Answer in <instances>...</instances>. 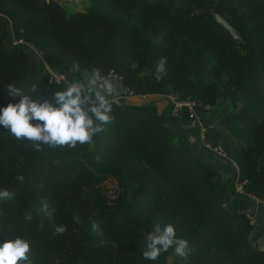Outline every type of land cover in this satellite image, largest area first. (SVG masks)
I'll return each mask as SVG.
<instances>
[{"label": "trees", "instance_id": "16d2710c", "mask_svg": "<svg viewBox=\"0 0 264 264\" xmlns=\"http://www.w3.org/2000/svg\"><path fill=\"white\" fill-rule=\"evenodd\" d=\"M87 1L85 11L68 13L54 0H0V15L38 54L21 46L8 51L0 35V109L20 101L7 93L8 84L58 107L54 93L66 85L51 81L49 70L32 74L26 52L70 77L74 64L83 72L104 63L103 74L112 70L127 92L142 90L146 79L159 95L208 104L200 113L210 126L205 139L220 141L264 201V0ZM162 57L166 74L156 72ZM112 103L113 122L75 149L42 145L37 152L0 125V189L16 193L0 201V245L15 236L29 240L34 264H263L251 237L255 227L223 204L218 158L202 145L203 157L181 144L152 102ZM229 166L230 193L251 204L234 194L236 171ZM45 202L55 210L51 221L41 210ZM54 224L66 226L65 233L54 235ZM156 224H172L189 242L186 261L173 249L156 261L143 258Z\"/></svg>", "mask_w": 264, "mask_h": 264}, {"label": "clouds", "instance_id": "9594fccd", "mask_svg": "<svg viewBox=\"0 0 264 264\" xmlns=\"http://www.w3.org/2000/svg\"><path fill=\"white\" fill-rule=\"evenodd\" d=\"M166 66L167 59L162 57L157 62L156 72L166 74ZM70 71L72 78L66 80L65 89L54 93L58 107L47 100L41 103L37 98L24 94L14 84H8L7 93L20 97L18 104H9L0 109V125L9 130L12 138L31 142L37 152L43 151L42 145L75 149L78 144H92L94 137L102 134L106 126L113 122L111 96L118 91V86L111 75L102 74L98 68L81 72L79 64H74ZM77 73L80 75L77 76ZM31 91L35 92V86ZM31 121L42 123L33 125ZM17 180L23 182L24 176H17ZM15 196L13 191L0 189V201H11ZM41 210L51 221L55 210L50 209L46 202ZM24 219L31 221L33 216L26 212ZM73 219L79 223V217L74 216ZM53 228L54 235H62L66 231L63 224H54ZM91 228L93 232H100L98 223H92ZM143 245V258L149 261L158 260L169 249H173L175 255L185 261L190 254L189 242L177 237L172 224L163 227L156 224L147 234ZM31 253L29 240L21 236L6 239L0 245V264H34Z\"/></svg>", "mask_w": 264, "mask_h": 264}, {"label": "crops", "instance_id": "0c3cea01", "mask_svg": "<svg viewBox=\"0 0 264 264\" xmlns=\"http://www.w3.org/2000/svg\"><path fill=\"white\" fill-rule=\"evenodd\" d=\"M3 24L0 23V28H2ZM26 59L29 62L32 61L31 58V53L26 52L25 53ZM33 62V61H32ZM34 66V62L32 63ZM45 69L46 72L49 70V68H47V66L45 64H43L40 60L37 61L36 63V68H33L32 70H43ZM156 95L152 101H155L153 108L155 110V112H157L158 114H160L162 116V119L165 123V125L167 126V128L170 131H175L178 136L180 137V142L181 144H185V145H191L192 147V151L194 153H197L200 156H204V150L201 147V144H199L198 142H196L195 137H196V120L193 118H190L188 115H186L184 112L178 113L176 115H174L170 108L168 109V100L169 98H167V96H163V95ZM222 102V100H218V105H220ZM128 103H132V104H143L144 101L138 98H132L129 100ZM215 115V114H214ZM213 114H211L209 116L208 119L211 120V118L214 117ZM218 117V116H216ZM220 118H222L223 116H219ZM223 119V118H222ZM213 132V130H212ZM214 133V132H213ZM214 136V135H213ZM218 141V143L220 142L219 140H215V142ZM215 163H217V165L219 167L216 168L217 171V175L220 179V186L221 189L224 191L223 192V204L226 208L231 209V210H238L241 212H245L250 210V202L237 197L235 195H233L232 193H230V190L228 188V181L229 178L231 177L232 171L230 168V164H228V162L223 161V160H216L214 161ZM232 167V166H231ZM227 187V188H226ZM255 222H256V226L252 232V238L255 240L253 241V243H255L259 236L261 235V232L264 229V209L262 210H257L256 214H255Z\"/></svg>", "mask_w": 264, "mask_h": 264}, {"label": "built area", "instance_id": "2783aa9c", "mask_svg": "<svg viewBox=\"0 0 264 264\" xmlns=\"http://www.w3.org/2000/svg\"><path fill=\"white\" fill-rule=\"evenodd\" d=\"M1 16V15H0ZM3 17V16H1ZM23 44L22 39H14L11 43L12 47L20 46ZM35 54L37 52L33 51ZM38 56V54H37ZM48 68V67H47ZM111 75V78L118 77L116 76L112 70H109L107 75ZM49 77L51 81L60 82L63 81L65 78L64 72L59 71H52L49 69ZM120 78V77H119ZM129 96L132 97V94L130 92H125L122 95L115 96L111 100L116 103L120 104L122 101H127L129 99ZM169 108L171 112L176 115L181 112H186V114L190 117L196 120L197 125V131H198V139L203 148H205L207 151H209L214 157L228 162L236 171L235 176L232 179V190L234 194L243 196L244 198H247L251 201V205L253 206V209H250L248 211L244 212V216L247 219L250 226L255 227V214L256 211L259 209L261 205H264V201L259 199L256 195H254L249 189H248V180L246 178H242L239 176L237 171V166L233 160H231L226 152V149L223 145L220 143H211L205 139V134L207 133V130L210 126H207L200 116V113L202 110H210L211 107L208 104H205L197 99L193 98H171L169 99ZM256 244L257 248L263 252L264 255V229L261 232V235L259 236L258 240L254 243ZM263 264H264V257H263Z\"/></svg>", "mask_w": 264, "mask_h": 264}, {"label": "rangeland", "instance_id": "374dc122", "mask_svg": "<svg viewBox=\"0 0 264 264\" xmlns=\"http://www.w3.org/2000/svg\"><path fill=\"white\" fill-rule=\"evenodd\" d=\"M54 1L58 2L68 13L78 12V11H85V9L87 8V5H88V1L87 0H54ZM217 19L221 23H223L225 25V27L227 26L226 22H224L222 20V18H220V17L217 16ZM0 23L3 24L2 28H0V35H1V40L4 43V47L8 51L9 50H13L14 47H12L11 43L13 42L14 39L18 40L19 38L14 34V32L12 30V27H11V25L8 22V20H7L6 17L0 18ZM22 41H23V44L20 45V46L23 47L24 50H27V51H31L32 50V52H33L34 48L28 42V40H26V39L23 38ZM31 58H32V61L34 62V66H31V65H33L32 64L33 63L32 61L29 62V67H30L31 73L32 74H35L36 76L46 74V72H45L44 69L43 70H39V71L32 70L33 68H36V63H37V61L40 60V58L36 57L32 53H31ZM97 68L100 69V71L102 72V74L108 70V68L106 67V65L104 63H101ZM60 72H63V71H60ZM64 73H65L64 80L63 81H60L58 83L59 84L62 83V84H65L66 85V80H70L72 77H70V75L66 71ZM140 86L142 87L141 88L142 90H140L139 92H136L135 94H133L132 92H130L132 94V97L129 96V99H132L134 97L135 98L137 97L138 99L143 100L144 103L152 102L153 103V106H155L154 105L155 101H152V100L156 98L155 97L156 95H154V94H157V93L153 92L152 85L149 84L146 79H141ZM157 95H159V94H157ZM113 97H115V95L112 96V98ZM186 97H189V96L186 95L184 98H186ZM167 98L171 99V98H175V96H173V95H167ZM189 98H191V97H189ZM124 102L125 101H122V103H124ZM168 104H169V100H168ZM168 264H169V262H168Z\"/></svg>", "mask_w": 264, "mask_h": 264}, {"label": "water", "instance_id": "95a60500", "mask_svg": "<svg viewBox=\"0 0 264 264\" xmlns=\"http://www.w3.org/2000/svg\"><path fill=\"white\" fill-rule=\"evenodd\" d=\"M226 28L229 30V32H230L231 36L234 38V40L238 41L239 40V36L237 35L236 31L232 27H230L228 25L226 26ZM113 79L116 81V84L118 86V91L115 94H113V95L119 96V95L124 94L126 92V87L122 83L121 78L115 77ZM129 100L130 99H128L126 102H129Z\"/></svg>", "mask_w": 264, "mask_h": 264}]
</instances>
